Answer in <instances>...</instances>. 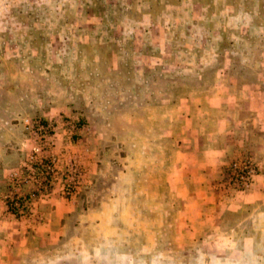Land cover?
<instances>
[{
	"label": "rangeland",
	"instance_id": "obj_1",
	"mask_svg": "<svg viewBox=\"0 0 264 264\" xmlns=\"http://www.w3.org/2000/svg\"><path fill=\"white\" fill-rule=\"evenodd\" d=\"M25 120L55 128L38 153L59 160L47 192L24 181L41 146ZM211 129L238 149L195 165ZM246 161L244 189L232 170ZM258 183L264 0H0V264H43L102 232L186 256L220 228L249 230L264 203L236 199Z\"/></svg>",
	"mask_w": 264,
	"mask_h": 264
},
{
	"label": "clouds",
	"instance_id": "obj_2",
	"mask_svg": "<svg viewBox=\"0 0 264 264\" xmlns=\"http://www.w3.org/2000/svg\"><path fill=\"white\" fill-rule=\"evenodd\" d=\"M248 225L242 235L233 228L213 231L186 256L160 247L128 251L120 236L102 232L95 243L66 248L43 264H264V213L252 216Z\"/></svg>",
	"mask_w": 264,
	"mask_h": 264
},
{
	"label": "built area",
	"instance_id": "obj_3",
	"mask_svg": "<svg viewBox=\"0 0 264 264\" xmlns=\"http://www.w3.org/2000/svg\"><path fill=\"white\" fill-rule=\"evenodd\" d=\"M73 130L75 127H72ZM25 131L34 137L39 139L40 145H37V148H34L35 155L30 158L33 166L27 167V175L25 176L26 182H34V185L38 188L39 191L47 192L55 184L57 178L55 173V165L59 162L58 158L54 155H51L45 160H39V154L45 149L52 148L55 145V128L49 123L43 121H31L25 120ZM70 173H77L78 177L81 176L78 165L73 163L70 166ZM258 171L257 166L251 162L246 161L242 166H234L232 170V175L234 180L239 183L242 188H249L251 180ZM73 177L71 174H68L65 178L66 182V194L73 196L76 194L77 183L72 182Z\"/></svg>",
	"mask_w": 264,
	"mask_h": 264
},
{
	"label": "crops",
	"instance_id": "obj_4",
	"mask_svg": "<svg viewBox=\"0 0 264 264\" xmlns=\"http://www.w3.org/2000/svg\"><path fill=\"white\" fill-rule=\"evenodd\" d=\"M200 101H201L200 103L194 105L193 107L194 111L196 109L199 111L204 110V107L202 108V106H204V103L202 102V99ZM208 132H209V138L207 137L203 144H199V145L195 144L189 147V156L194 160L193 162H195V165H199L203 163L210 166L217 165V167L222 164L225 165L227 162H229L230 156L233 154L234 151L238 149V147L237 146L234 147L233 144L230 145V142H227L228 143L227 146L225 136L218 137L217 138L218 141L216 142L214 137L215 134H217L216 130L211 129ZM210 137H214V138H210ZM214 170H216V168H213L212 172H214ZM238 199H242L241 203H243V201L246 200L248 203L257 202L259 204H263L264 185L261 183L254 185L253 188L250 191H248V194H246V196H241L236 200Z\"/></svg>",
	"mask_w": 264,
	"mask_h": 264
}]
</instances>
